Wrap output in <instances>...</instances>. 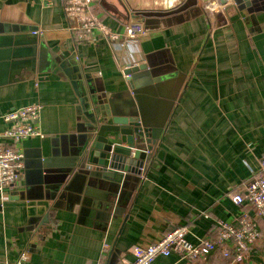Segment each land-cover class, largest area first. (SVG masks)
I'll return each mask as SVG.
<instances>
[{"label": "crops", "instance_id": "1", "mask_svg": "<svg viewBox=\"0 0 264 264\" xmlns=\"http://www.w3.org/2000/svg\"><path fill=\"white\" fill-rule=\"evenodd\" d=\"M128 1L129 9L165 11L184 0ZM250 1L264 8V0ZM245 6L229 0L208 19L194 9L184 23L147 32L95 0L86 13L109 29L106 37L79 30L84 13L68 11L69 0L0 2V113L39 105L42 134L23 142L21 184L9 201L0 195V264H17L23 253L22 264H121L174 227L188 226L198 243L217 236L218 220L236 222L243 208L231 196L264 158V11L251 32ZM135 23L145 34L127 39ZM12 26L42 32L36 74L11 73L4 61ZM138 64L148 67L139 77L148 86L136 96L122 73ZM120 88L145 127L164 129L140 179L126 175L124 184L91 176L83 159L95 102ZM260 227L248 264H264V221ZM155 264L191 263L172 255Z\"/></svg>", "mask_w": 264, "mask_h": 264}, {"label": "water", "instance_id": "2", "mask_svg": "<svg viewBox=\"0 0 264 264\" xmlns=\"http://www.w3.org/2000/svg\"><path fill=\"white\" fill-rule=\"evenodd\" d=\"M5 1L7 0H0V2ZM99 1L101 7L112 18L119 19L117 16L125 14L127 20L131 18L140 20L147 32L165 30L184 23L189 19L186 13L194 9L197 15L206 14V19H208L211 14L217 11L218 7L229 5V0H215L212 4H209V12H206L205 4L210 0H184L176 8L161 11L129 9L128 0H124V3L123 0H115L117 3L112 5L109 4V0H96V2ZM232 1L237 6L245 1L246 6L243 12H247L249 15L245 18L247 26L251 32L256 31L254 29V26H258L256 13L261 9L264 11V8H254L250 0ZM12 27L15 35L2 47L4 61L9 64L11 73L22 72V69H25L32 74H36L38 35L33 34L35 30L31 27ZM18 31L24 33L18 34ZM26 32L32 34H26ZM24 46L29 47L24 48ZM147 70L146 64H138L130 65L122 73L131 75L127 81L134 83L137 87V90L133 93L136 96L143 91V86H148L147 83L140 85L144 81L139 78ZM121 89L117 94L110 95L109 99L105 97L95 102V104L99 103L101 108L92 114V118L88 122V138L83 153V159L85 158L84 169L89 170L91 176L118 184H124L127 181L126 175H129V180H133L135 176L140 177L145 162H149L151 159V156L146 152L152 153L154 146L161 140L164 133L163 128H148L143 125L139 109L129 104L125 98L128 90ZM104 91L107 95L106 88H104ZM138 91L140 92L138 93ZM152 122L150 121L151 125L154 124ZM65 192L68 191L65 190ZM59 204L61 203L57 205L59 206Z\"/></svg>", "mask_w": 264, "mask_h": 264}, {"label": "built area", "instance_id": "3", "mask_svg": "<svg viewBox=\"0 0 264 264\" xmlns=\"http://www.w3.org/2000/svg\"><path fill=\"white\" fill-rule=\"evenodd\" d=\"M69 1L68 11L84 13L83 17L77 21L80 24L79 30L99 31L106 37L112 35L97 18L86 13L95 0ZM40 33H42L40 30L33 32L37 35ZM143 34H145L143 25L135 23L128 25L123 35L129 39ZM128 68L129 66L126 69ZM124 77L129 79L131 75L124 74ZM40 117L41 107L36 104L0 113V121L5 127L0 131V195L2 201H9L12 190L21 184L25 168L23 142L42 136ZM231 201L243 209L236 222L218 220L217 236L214 239L205 238L194 243L189 238L191 230L188 226L174 227L156 242L145 247H134L132 252L134 259L121 264H155L159 258H169L172 255L189 262L206 261L216 249H220L225 258H228L233 250L232 264H244L251 254L252 247L260 239L258 220L264 219V158L261 161L259 172L240 185L232 194ZM110 249L111 246L105 243L104 252ZM27 260L28 255L23 253L17 264H22Z\"/></svg>", "mask_w": 264, "mask_h": 264}, {"label": "trees", "instance_id": "4", "mask_svg": "<svg viewBox=\"0 0 264 264\" xmlns=\"http://www.w3.org/2000/svg\"><path fill=\"white\" fill-rule=\"evenodd\" d=\"M264 221V219H259L258 220V224H259V231H260V239H261V237H262V230H261V222H263ZM218 231V230H217ZM214 237L215 236H213V237H209V238H207V239H214ZM259 239V240H260ZM257 244V243H256ZM255 244V245H256ZM255 245L252 247V250L251 251H254L255 250ZM231 254H230V256L228 257V258H225V257H223L222 256V252H221V250L220 249H216L214 252H212L211 254H210V256L208 257V259L205 261H203V260H197V261H195V262H190L191 264H216V263H214V258H216V255L218 256L219 255V258L220 259H222V262H220V264H232L233 263V259H234V252H233V250H231V252H230ZM213 258V259H212ZM251 255H249L248 257H247V259H246V261L244 262V264H248V263H250V261H251Z\"/></svg>", "mask_w": 264, "mask_h": 264}, {"label": "rangeland", "instance_id": "5", "mask_svg": "<svg viewBox=\"0 0 264 264\" xmlns=\"http://www.w3.org/2000/svg\"><path fill=\"white\" fill-rule=\"evenodd\" d=\"M139 90H141V89H139ZM140 91H138V93H139ZM139 95H141V93L139 94ZM127 100L129 101V94L127 93ZM138 100H140V98L138 97Z\"/></svg>", "mask_w": 264, "mask_h": 264}]
</instances>
